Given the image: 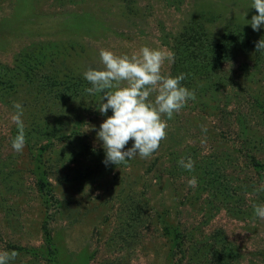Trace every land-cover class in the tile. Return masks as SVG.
Returning <instances> with one entry per match:
<instances>
[{"label": "rangeland", "instance_id": "1", "mask_svg": "<svg viewBox=\"0 0 264 264\" xmlns=\"http://www.w3.org/2000/svg\"><path fill=\"white\" fill-rule=\"evenodd\" d=\"M251 2L0 0V250L19 254L12 264H264V27L246 23ZM142 46L174 52L162 71L186 74L196 99L164 117L152 156L105 165L92 129L112 113L83 73L101 48Z\"/></svg>", "mask_w": 264, "mask_h": 264}, {"label": "clouds", "instance_id": "2", "mask_svg": "<svg viewBox=\"0 0 264 264\" xmlns=\"http://www.w3.org/2000/svg\"><path fill=\"white\" fill-rule=\"evenodd\" d=\"M251 9L256 14L246 23L253 31H258L264 27V0H252ZM261 51H264V39L255 43V52ZM99 61L101 67L87 69L83 78L90 85L85 92L92 96L99 94V113L102 116L109 110L112 113L98 130L92 129L96 131V140L101 142L105 153L103 163L117 166L136 157L149 158L167 137V120L190 100L196 99L194 91L182 85L186 74L165 75L162 71L165 62L174 63L175 53L147 46L140 47L131 55H117L101 48ZM13 108L15 111L10 115V121L15 124L17 134L10 143L12 150L20 153L26 145L23 108L20 103H14ZM130 141L131 147L125 150ZM179 163L185 170H193L194 162L190 158ZM187 183L194 188L197 181L193 177ZM253 212L255 217L264 220V204H254ZM18 255L16 251L0 250V264H12Z\"/></svg>", "mask_w": 264, "mask_h": 264}]
</instances>
